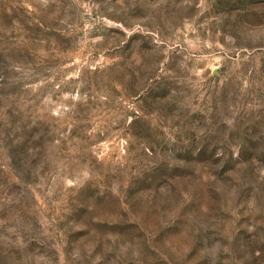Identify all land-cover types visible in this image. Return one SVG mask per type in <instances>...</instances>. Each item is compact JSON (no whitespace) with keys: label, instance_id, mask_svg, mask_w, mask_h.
<instances>
[{"label":"rangeland","instance_id":"374dc122","mask_svg":"<svg viewBox=\"0 0 264 264\" xmlns=\"http://www.w3.org/2000/svg\"><path fill=\"white\" fill-rule=\"evenodd\" d=\"M0 264H264V0H0Z\"/></svg>","mask_w":264,"mask_h":264}]
</instances>
